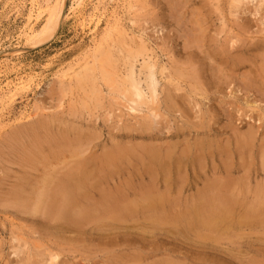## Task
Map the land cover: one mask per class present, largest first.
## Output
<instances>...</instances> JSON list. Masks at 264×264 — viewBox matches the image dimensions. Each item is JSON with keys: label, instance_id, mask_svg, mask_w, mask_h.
I'll list each match as a JSON object with an SVG mask.
<instances>
[{"label": "rangeland", "instance_id": "374dc122", "mask_svg": "<svg viewBox=\"0 0 264 264\" xmlns=\"http://www.w3.org/2000/svg\"><path fill=\"white\" fill-rule=\"evenodd\" d=\"M80 1L69 0L65 18L47 39L27 42L30 28H45L48 13L34 15L32 0H0V88L35 78L29 91L0 111V264H50L52 253L59 255L57 264H264L262 195L237 197L239 203L222 212L226 221L215 230L190 221L195 217L190 206L200 201L208 180L223 176L228 158L243 169L233 182L243 177L247 187L264 184V13L257 11L258 0L234 12L227 0H104L97 28L93 15L99 0L86 1L78 16ZM113 16L121 19L130 42L142 38L166 68L158 73L163 88L153 106L160 114L156 127L146 111L132 114L107 87L75 76L92 61V49ZM250 134L256 137L241 154ZM130 146L136 154L112 167L119 172H94L85 186H108L109 194L128 183L136 189L143 146L163 158L167 148L171 154L174 149L167 160L178 186L165 195L174 206L137 210L101 226L52 223L38 205L40 190L70 182V173L77 175L81 167L93 172ZM138 197L134 201H142ZM55 199L54 209L65 204L62 197Z\"/></svg>", "mask_w": 264, "mask_h": 264}, {"label": "bare ground", "instance_id": "6f19581e", "mask_svg": "<svg viewBox=\"0 0 264 264\" xmlns=\"http://www.w3.org/2000/svg\"><path fill=\"white\" fill-rule=\"evenodd\" d=\"M50 1H52V0H44V2H46V8H45V7L41 6V0H32V11L31 12L34 15L36 14L38 16L42 12H47L49 16H48V22H47L45 28H43L41 31L38 32L32 28H30L28 30L27 36H26L27 42L35 40L38 36H43V38L47 39L50 35V32L54 29H58L59 24L65 18V12L68 9L69 0H55L54 4H51ZM86 1H90V0H81L80 3L78 4V16H80V14L83 10V7L86 4ZM102 1H104V0H99V4H95V6H94V13L95 14L93 15V17L96 18L95 28H97L99 26L100 20H101V17L98 16L99 7L102 5L105 7V5H104L105 3L103 4ZM110 1H113V0H110ZM256 1L257 0H227V7H228L229 11L234 12L235 10H238V9L242 10V6H244L245 2L247 4H249V3H254ZM257 2H258L256 4L257 11L262 10L264 13V0H258ZM244 7H243V9H245ZM104 11H106V10H104ZM101 12H103V11H101ZM245 12H246V9H245ZM101 14H103V13H101ZM31 17H33V16L31 15L30 18ZM234 17H235V15H234ZM263 26H264V24H263ZM105 33H106V34H104L105 36L104 37L102 36L103 38L99 39L98 42L95 43V47H93V49H92L93 50V52L91 53V56H92L91 60L92 61H87L86 64L80 68L79 72H76L75 76L77 78H80V79L85 78L86 81L87 80H90L93 82L96 81L97 85H99V86L101 85V87H103V86L107 87V89H109V95L115 96L117 98V100L115 99L116 102L118 100L123 101L126 105L125 108H127L130 113L138 114V113H142L143 111H146V113L151 118L153 125L155 127L158 126V119L160 118V114L155 110V108L153 109V106L157 107V103L159 102V99H160V90L159 89L163 88V87H160L161 83H160V80L158 77V73L160 72L159 70L161 69V73L164 74L166 72V68H164V67L160 68L159 63L157 61H155V58L152 57L153 56L152 55L153 50H151L150 46H147L146 43H144L142 41L143 40L142 38H140L139 41L131 40V42H130L128 40V34H127L124 26H122V21L120 18L114 17L113 22H109ZM43 38H41L42 39L41 41L39 39L40 43L43 42ZM37 40H38V38H37ZM231 43L234 44L233 42H231ZM112 46H113V48H112ZM233 47L234 46H232V48ZM117 53H118V55H117ZM118 61L121 63V66L118 64ZM34 79H35L34 77H30L27 80L20 81V82H18V84H15L13 86L8 85L6 91H4V90H2V88H0V94H1L0 95V105H1L0 111L2 110V113H3V109H5L6 106L8 107L9 105L13 104L15 102L17 96L21 92L29 91L33 85ZM97 80H98V83H97ZM7 84H9V83H7ZM2 113H0V118L2 117L1 116ZM147 114H145V115H147ZM143 126H145V125H143ZM146 126L148 127V129H150L149 128L150 125H146ZM256 130H259V129H256ZM249 132L251 133V130H249ZM252 135H253V132H252ZM255 137H256L255 135H254V137H252L250 134L248 136V138L246 139V141L242 138L246 142V145H245V147H242V146L240 147L239 150H240L241 154L246 150L248 143L250 144L251 141L253 143L252 138H255ZM130 145H132V144H130ZM161 145H163V144H161ZM139 146H141V145H139ZM170 146H172V145H170ZM151 147H152V145H151ZM130 148H131V146H130ZM132 148L119 150L118 153H114L110 157H107L109 153L106 154L107 160L104 162V165L100 166L101 163H99L100 167H97V166H96L97 168L93 167L94 168V169H92V170H94L93 172L92 171L90 172L88 170H84L86 168L84 166H83L84 169L81 167L82 162L80 161L81 165L79 163H78V165H80L81 168L79 170H76L77 168H74L78 172V174L76 175L75 172L73 173L74 175H72L71 173H70V175L68 174L69 175L68 179H70V177H71L70 182H68V183H64L66 181H63L62 183L60 182L61 184L58 185L57 188L55 187V189H53V190H49L50 189L49 187L51 186L50 182H53L54 180L48 181L50 184H48V182H47L48 186L49 185L50 186L47 188L45 187V189L42 188L43 190L42 191L40 190V192L37 195L39 198V201H37L38 205H40V206L43 205L42 208H44L43 210H46L45 211L46 214L50 215L48 217H50L52 219V223H53V221L58 220L61 222H65L69 226H72L75 228L79 227L80 225H82L83 223H85L87 221H92L94 223V225H98V226L100 225L101 226L102 223H105L104 220H111V222L124 220L126 217L129 216V215H127L128 213H132V212L137 211V210H146V209L147 210L148 209H150V210H157V209L162 210V209L167 208L168 206H170V207L174 206V204H172V203H169V202L167 203L166 199H165V197H167L165 195H169V193H171L173 191V187L178 186V182H176V180H175L176 178L174 177V175L176 174V170L173 167V163H170V161H169L170 159L167 160V158L170 157L169 155L171 154V150L169 148L166 149V151L169 150L168 151L169 153L168 152H167L168 154L165 153L167 155L164 154V157H166V156H168V157L163 158L162 156H160L159 153H157L153 149L147 150V149H144V146H143L142 157H137V158H140V159H138V161H139V163H141L140 165H142V166L139 169V175H138L140 177L141 181H139L140 183H138V186H137L138 188L136 187V189H135V186L133 184L128 183V185H127L128 187H124V188H126V189L130 188L129 190H126V189L120 187L121 189L119 188V190L118 189L114 190L115 193L109 194V193H111V192H109L110 190L106 191V188L108 186L105 187V190L100 189L96 184H94V185L92 184L91 186H89L90 184H88L89 187L85 186V183H90L89 181H92L91 178H93L92 175H94V172L97 173L100 170H102L101 173H103V174L107 173L108 175H115L116 171L119 172V170H117L118 166H115L114 171L111 169H113L112 167L116 163H118L119 161H124L128 157L134 156L136 154V151ZM158 148H155V149L158 150ZM196 148L198 149V147H196ZM116 149H119V148L115 147V150ZM138 149H139V147H138ZM139 151H141V150H139ZM139 151H137V152H139ZM175 151L176 150L173 149L174 153H175ZM173 152H172V154H173ZM189 152L190 151H188V153ZM204 152L206 153V150ZM137 154L141 155L140 153H137ZM145 154H146V158H144ZM183 155L185 157V154H183ZM183 155H182V157H183ZM175 156H177V155H175ZM106 157H104V158H106ZM182 157H181V159H182ZM198 158H199V156H198ZM92 159H94V157ZM98 160H99V158H98ZM239 160L240 159H238V161ZM32 161H33V158H32ZM95 161H97V157L95 158V160L93 162L95 163ZM142 161L145 164H143ZM183 161H185V160L183 159ZM233 161L231 158H228L227 161L224 162L225 168H223V170L221 168V172L224 173L223 176L219 175V177H215L213 179L208 180L205 183L204 189L202 188L203 190L199 194L200 195V201L197 200L198 202H195L192 204V206H190L191 211H193V213L195 215V217L191 218L190 221L193 225H196L195 226L196 228L197 227H203V228H207V230L208 229L209 230H215L216 227H218L222 222L224 223L226 221V216L222 212H225L227 209L231 210L232 206L235 203H237V204L239 203L237 197L246 196V195H250V194H253L255 196L262 195V197H264V184L261 185L260 187H257L254 189L252 187H247L246 184L242 183V181L244 180L243 177H240V179L236 180V182L232 181L233 177L236 176V172L238 173V172L243 170L241 167L242 163L241 164L239 163L241 166L237 167L236 165L232 164ZM94 163L92 166H94ZM95 164H97V163H95ZM87 165H89V164H87ZM74 167H77V165H75ZM88 167H90V166H88ZM136 169H138V168L136 167ZM176 169L178 171V168H176ZM214 169H213V171H214ZM70 171L72 172V170H70ZM135 171L137 172V170H135ZM100 175L102 176V174H100ZM77 176H78V178H77ZM96 177H95V179H96ZM66 178H67V176L65 177V179ZM178 178L179 177L177 176V179ZM95 179H93V180H95ZM109 180H111V179H109ZM59 181H62V180L60 179ZM45 182L46 181H44L43 183L45 184ZM56 182H58V180ZM180 184H181V188H182L183 184L181 182H180ZM53 185H55V183H53ZM52 186H51V188H52ZM177 191H179V190H177ZM93 192H97V193L101 194L102 196H100L99 199H96L95 195L92 194ZM59 196L62 197V200L64 199L63 202L65 204H63V206H60L59 208H58V206H56L57 208L54 209L53 204L56 201L55 198H57ZM138 196L139 197L142 196V198H141L142 201H140V202L134 201V199H136L135 197H138ZM58 200H60V199H58ZM137 200H139V199H137ZM192 200L190 202H192ZM32 207H33V205H32ZM32 207H30V208L32 209ZM36 207L37 206L33 207V209H36ZM175 207H177V205ZM255 207H257V206H255ZM37 210L38 211L40 210L39 207ZM38 211H36V212H38ZM204 211H206V212H204ZM43 212H40V213L43 214ZM249 212L253 213L254 211L252 209ZM190 217H191V215H190ZM162 220H164V219H162ZM162 223H164V222H162ZM215 232H217V231H215ZM57 258H59V255L53 254V253L50 254L48 263L57 264Z\"/></svg>", "mask_w": 264, "mask_h": 264}]
</instances>
